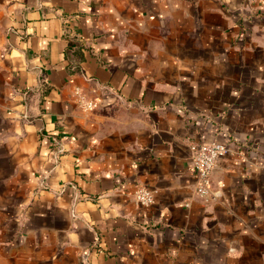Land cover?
<instances>
[{"label":"crops","instance_id":"0c3cea01","mask_svg":"<svg viewBox=\"0 0 264 264\" xmlns=\"http://www.w3.org/2000/svg\"><path fill=\"white\" fill-rule=\"evenodd\" d=\"M0 264H264V0H0Z\"/></svg>","mask_w":264,"mask_h":264},{"label":"built area","instance_id":"2783aa9c","mask_svg":"<svg viewBox=\"0 0 264 264\" xmlns=\"http://www.w3.org/2000/svg\"><path fill=\"white\" fill-rule=\"evenodd\" d=\"M83 107L92 110L96 103L94 100H82ZM191 157L193 170L198 176L197 192L207 199L211 192L213 172L216 170L220 159L228 152V147L219 141L192 142ZM135 199L142 205H151L154 202L153 191L147 186H138Z\"/></svg>","mask_w":264,"mask_h":264}]
</instances>
